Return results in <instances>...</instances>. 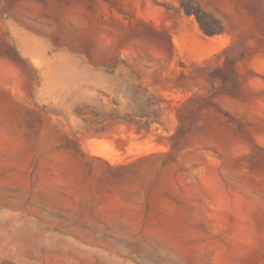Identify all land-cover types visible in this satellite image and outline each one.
<instances>
[{
  "label": "rangeland",
  "instance_id": "1",
  "mask_svg": "<svg viewBox=\"0 0 264 264\" xmlns=\"http://www.w3.org/2000/svg\"><path fill=\"white\" fill-rule=\"evenodd\" d=\"M198 1L222 33L177 1L0 0V264H264V0ZM137 86L162 126L116 119Z\"/></svg>",
  "mask_w": 264,
  "mask_h": 264
},
{
  "label": "trees",
  "instance_id": "2",
  "mask_svg": "<svg viewBox=\"0 0 264 264\" xmlns=\"http://www.w3.org/2000/svg\"><path fill=\"white\" fill-rule=\"evenodd\" d=\"M169 1H177L179 3V7L178 8L174 6L171 7L176 9V11L179 14H184L185 16L188 17H194L197 23L200 25V28L206 35L212 36L222 33L221 23L212 15L205 12L198 0H169ZM136 88L139 91H142L141 96L147 99L148 109L147 110L132 109L130 119L121 116V113L117 112L116 119L123 120L128 124H130V126L137 125L138 128L141 130H151L154 124H158L162 126L158 121V117L156 116V114H158V112L162 110L156 96L150 93L147 89L142 88V86H137ZM137 94L139 93L137 92ZM75 114L77 117L83 119L85 122L91 121L96 124L97 123L99 124L98 120H100L101 117V114L97 112L90 111L88 109L87 111H83L79 107L76 109Z\"/></svg>",
  "mask_w": 264,
  "mask_h": 264
}]
</instances>
